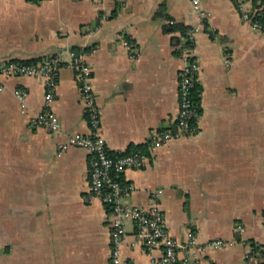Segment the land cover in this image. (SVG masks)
Segmentation results:
<instances>
[{
    "label": "crops",
    "instance_id": "1",
    "mask_svg": "<svg viewBox=\"0 0 264 264\" xmlns=\"http://www.w3.org/2000/svg\"><path fill=\"white\" fill-rule=\"evenodd\" d=\"M256 3L246 1L250 9ZM202 6L208 30L197 31L193 43L198 130L151 147L152 130L177 128L183 59L170 24H200L191 0H0V60H62L50 104L58 131L30 125L44 104L41 77L0 76V264H109L111 208L85 198L89 152L71 147L56 154L67 134L91 131L75 61L92 68L98 131L109 150L142 146L147 154L143 167L121 174L120 201L148 206L159 189L165 223L178 241L191 234L237 240L206 252L181 248L180 255L201 264L256 262L246 254L247 243H264V34L233 0ZM16 88L27 92L25 109ZM123 256L151 264L132 223Z\"/></svg>",
    "mask_w": 264,
    "mask_h": 264
},
{
    "label": "built area",
    "instance_id": "2",
    "mask_svg": "<svg viewBox=\"0 0 264 264\" xmlns=\"http://www.w3.org/2000/svg\"><path fill=\"white\" fill-rule=\"evenodd\" d=\"M244 20L250 22L253 29L264 34V0H233ZM246 1H256L257 6L250 9ZM193 11L197 14L200 24L189 26L181 35L177 44L179 56L183 65L179 70V106L176 114L177 128L175 130H152L148 135L151 147H159L165 141L178 136H193L197 130L196 118L199 104L194 99L193 88L197 81L199 64L193 55L195 33L203 28L208 30L206 20L207 11L202 6V0H191ZM126 46H133L129 40L123 41ZM188 42V43H186ZM62 60L57 55H47L32 61L16 59L0 60V76L30 75L41 77L44 81L45 92L43 108L30 118L31 126L44 127L49 131H58L61 127L57 114L50 108L57 90L58 71ZM79 82L81 96L85 104V116L91 128L87 134L72 132L58 142L56 154L60 156L71 147H81L89 152L90 186L85 198L99 199L111 208L110 219V253L109 264H132L123 256V240L127 232V224L135 227L137 240L151 256V264H201L200 260L189 255H180L179 249L206 252L208 250L228 247L236 243L235 238L215 237L205 241L197 240L191 234L184 242L178 241L169 231L159 198L161 190L150 193L148 206L138 204H123L120 201L122 190L121 174L129 168H141L145 165L147 154L140 148H123L118 152L109 150L105 138L99 133L101 123L100 109L95 101L93 90V74L89 64L75 61L72 64ZM3 84L0 83V90ZM14 93L19 100L20 107L25 109L27 92L23 88H16ZM241 229L242 225H237ZM156 249L159 256L152 255ZM247 258L254 257L252 245L247 243Z\"/></svg>",
    "mask_w": 264,
    "mask_h": 264
},
{
    "label": "trees",
    "instance_id": "3",
    "mask_svg": "<svg viewBox=\"0 0 264 264\" xmlns=\"http://www.w3.org/2000/svg\"><path fill=\"white\" fill-rule=\"evenodd\" d=\"M161 11H158L155 13V15L157 14H160ZM171 25V30L172 31H178L179 32V35H174L173 36V41L175 43H179L180 42V37L181 35H184L188 26H184L183 24L181 23H178V22H173ZM188 43V42H186ZM178 51H176V53H178ZM32 60H35V59H30V61ZM29 61V60H28ZM200 86L198 85L197 82L194 83V88H193V96H194V99L198 102V100L200 99ZM136 148H139V147H136ZM140 148H144L142 146H140ZM252 245V252L254 253V256L255 258H257L256 262L252 263V264H264V261L262 260H259V258L261 257H264V243H254L252 242L251 243ZM259 257V258H258Z\"/></svg>",
    "mask_w": 264,
    "mask_h": 264
}]
</instances>
